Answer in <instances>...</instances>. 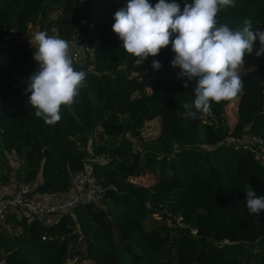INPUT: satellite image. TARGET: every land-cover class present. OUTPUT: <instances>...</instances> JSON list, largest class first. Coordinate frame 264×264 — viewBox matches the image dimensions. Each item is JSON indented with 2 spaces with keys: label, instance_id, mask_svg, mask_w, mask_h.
Wrapping results in <instances>:
<instances>
[{
  "label": "trees",
  "instance_id": "1",
  "mask_svg": "<svg viewBox=\"0 0 264 264\" xmlns=\"http://www.w3.org/2000/svg\"><path fill=\"white\" fill-rule=\"evenodd\" d=\"M176 2L182 10L193 0ZM127 3L0 0V181L31 182L37 192L67 190L86 156L108 154L91 163L105 188L100 203L80 202L52 223L38 217L27 223L16 212L0 219V264H264V212L250 214L246 205L249 189L264 196V160L246 146L219 144L243 131L264 138L259 38L237 69L242 93L212 102V115H203L194 105L195 80L179 77L171 64V42L143 65L125 51L112 25ZM81 17L95 25L84 60L92 67L73 61L74 70L86 73L85 86L49 125L25 92L39 68L35 47L1 37L32 23L67 40ZM217 19L237 29L251 19L254 31H264V0H235ZM153 60L162 67L154 69ZM144 114L158 118L153 134ZM7 153L18 158L16 166Z\"/></svg>",
  "mask_w": 264,
  "mask_h": 264
},
{
  "label": "clouds",
  "instance_id": "2",
  "mask_svg": "<svg viewBox=\"0 0 264 264\" xmlns=\"http://www.w3.org/2000/svg\"><path fill=\"white\" fill-rule=\"evenodd\" d=\"M229 6L235 7V0H193L182 10L176 0H158L154 6L149 0H128L125 8L115 12L112 27L125 51L136 58V65H143L171 42L175 53L171 64L180 68L178 76L195 80L196 110L212 115V102L231 100L242 93L237 69L243 66L245 54L252 53L257 38L260 47L256 55H264V31H254L251 19L245 20L242 29L218 21V12ZM33 41L39 68L29 77L25 92L31 95L27 101L37 117L54 125L61 119V105L73 104L85 86L86 73L74 70L67 40L37 31L30 36L31 45ZM152 67L160 69L162 64L153 60ZM184 107L191 105L185 103ZM190 114L196 117V112ZM246 205L250 214L258 216L264 212V196L251 188L246 192Z\"/></svg>",
  "mask_w": 264,
  "mask_h": 264
},
{
  "label": "built area",
  "instance_id": "3",
  "mask_svg": "<svg viewBox=\"0 0 264 264\" xmlns=\"http://www.w3.org/2000/svg\"><path fill=\"white\" fill-rule=\"evenodd\" d=\"M81 26L67 41L70 43V57L73 61L84 64L87 55L93 51V45L89 43V34L94 30L93 21L81 17L78 21ZM84 28L87 32L84 33ZM37 31H45L50 36H58L57 29H41L37 25L28 23L26 30L19 33L10 30L1 37L2 40L14 39L30 44V36H34ZM33 47H37L33 41ZM90 68L92 64L85 65ZM243 145L254 154L258 160H264V138L249 131H243L240 134H229L224 137L219 144ZM108 154L88 155L84 158V164L81 168L73 171L70 177V185L67 190H61L53 193L33 191L31 182L22 181L13 178L9 183L0 181V219L9 212H16L19 218H23L29 223L38 217L44 223H52L59 220L65 213H71L72 208L80 202L92 201L100 203L105 195V188L101 181L93 173L91 163L94 161H107ZM10 232L11 227H8ZM45 238V236H43Z\"/></svg>",
  "mask_w": 264,
  "mask_h": 264
},
{
  "label": "rangeland",
  "instance_id": "4",
  "mask_svg": "<svg viewBox=\"0 0 264 264\" xmlns=\"http://www.w3.org/2000/svg\"><path fill=\"white\" fill-rule=\"evenodd\" d=\"M235 104V102H233ZM231 103L227 108H226V113L228 116V120L231 121L233 119V108H234V104ZM144 119L146 120L147 123V127H146V131H148V134H153L154 130H156L159 127V121L157 117H149V115L144 114L143 115ZM232 123V121H231ZM7 158L9 159V161L11 162L10 164L13 166H16V164L18 163V158L13 154V153H7L6 154ZM146 178V176H144L143 178H141V181H143ZM175 181H179L177 178H175Z\"/></svg>",
  "mask_w": 264,
  "mask_h": 264
}]
</instances>
